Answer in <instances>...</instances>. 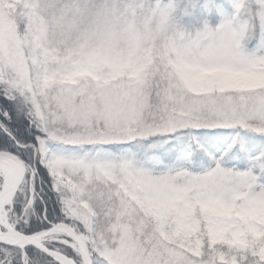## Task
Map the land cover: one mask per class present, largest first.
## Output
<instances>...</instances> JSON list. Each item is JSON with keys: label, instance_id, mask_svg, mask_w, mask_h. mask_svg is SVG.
I'll use <instances>...</instances> for the list:
<instances>
[{"label": "snow or ice", "instance_id": "6c2138e0", "mask_svg": "<svg viewBox=\"0 0 264 264\" xmlns=\"http://www.w3.org/2000/svg\"><path fill=\"white\" fill-rule=\"evenodd\" d=\"M0 264H264V0H0Z\"/></svg>", "mask_w": 264, "mask_h": 264}]
</instances>
